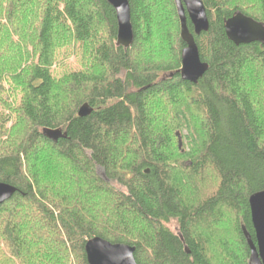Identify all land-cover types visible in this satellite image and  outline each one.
Returning <instances> with one entry per match:
<instances>
[{
	"label": "trees",
	"instance_id": "16d2710c",
	"mask_svg": "<svg viewBox=\"0 0 264 264\" xmlns=\"http://www.w3.org/2000/svg\"><path fill=\"white\" fill-rule=\"evenodd\" d=\"M129 1L125 50L107 0H0V182L18 189L0 206V264H88L97 237L135 247L138 264H249L264 44L236 46L225 23L264 25V0H202L198 85L180 75L175 0ZM69 43L73 69L57 52Z\"/></svg>",
	"mask_w": 264,
	"mask_h": 264
},
{
	"label": "water",
	"instance_id": "95a60500",
	"mask_svg": "<svg viewBox=\"0 0 264 264\" xmlns=\"http://www.w3.org/2000/svg\"><path fill=\"white\" fill-rule=\"evenodd\" d=\"M116 11L118 20L117 46L125 50L134 43V29L131 18L129 0H107ZM181 22V38L186 47L182 51L180 70L184 81L198 85L209 71V65L202 62L195 36L200 37L210 30V20L207 9L202 0H175ZM188 20L194 29L192 34L188 27ZM227 37L236 46L253 43L264 44V25L256 20L237 13L225 23ZM89 104H84L79 110V116L84 118L93 113ZM61 133L56 131L52 137L57 140ZM179 146L182 148V135L178 134ZM18 189L11 184L0 182V206L11 200ZM252 223L255 230V240L246 228L244 236L250 249L249 264H264V191L253 194L249 199ZM88 264H138L135 253L136 248L124 244H112L102 238H94L86 244Z\"/></svg>",
	"mask_w": 264,
	"mask_h": 264
},
{
	"label": "rangeland",
	"instance_id": "374dc122",
	"mask_svg": "<svg viewBox=\"0 0 264 264\" xmlns=\"http://www.w3.org/2000/svg\"><path fill=\"white\" fill-rule=\"evenodd\" d=\"M72 46H74V44L69 43V44H66L62 48L60 47L61 49L60 48L57 49V52L59 53V57H61L60 60L62 62H64L65 64L67 63L71 69H73L74 67H77L78 65H81L82 60H83L82 55H79V56L74 55V53L72 52V50H73ZM67 48H68V50H67ZM82 66H84V64ZM182 135L184 136V137H182L183 146H182V148H180V146H179V148H180V150H185V152H188L191 148V144L189 143V140L187 139L188 136H186V135H188V133L184 132V134H182ZM99 174H100V176L105 178V174H104L103 169L99 170Z\"/></svg>",
	"mask_w": 264,
	"mask_h": 264
}]
</instances>
